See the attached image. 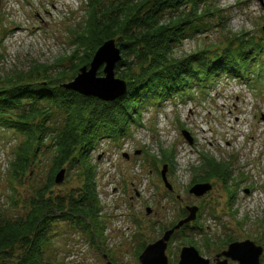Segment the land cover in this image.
Returning <instances> with one entry per match:
<instances>
[{
  "label": "rangeland",
  "instance_id": "rangeland-1",
  "mask_svg": "<svg viewBox=\"0 0 264 264\" xmlns=\"http://www.w3.org/2000/svg\"><path fill=\"white\" fill-rule=\"evenodd\" d=\"M90 1L0 0V74L36 66L70 69ZM217 8L205 29L174 48L175 57L204 49L215 56L236 36L254 37L264 46V0H220ZM254 60L246 65L247 76L220 74L204 91L194 86L184 96L148 101L122 137L98 141L88 152L98 217L84 231L56 222L45 250L48 261L106 264L107 255L113 264H140L142 250L193 207L199 209L196 221L169 242V264L179 263L185 247H195L211 264L234 242L250 240L264 249V48ZM23 141L19 133L0 128V212L9 218L25 214L53 167V153L46 151L34 173L13 178L11 164ZM206 157L228 164L230 174L226 181L209 180L211 190L197 197L190 190L207 176ZM65 169L57 195H70L84 183L78 169Z\"/></svg>",
  "mask_w": 264,
  "mask_h": 264
},
{
  "label": "trees",
  "instance_id": "trees-1",
  "mask_svg": "<svg viewBox=\"0 0 264 264\" xmlns=\"http://www.w3.org/2000/svg\"><path fill=\"white\" fill-rule=\"evenodd\" d=\"M219 2L91 0L88 20L76 37L70 69L36 66L11 75L0 74V128L24 137L11 164L12 177L31 175L36 171L39 154L53 153L52 172L29 198L25 214L9 218L0 212V264H51L45 250L56 222L83 231L94 223L100 202L88 152L101 139L122 137L145 103H160L175 94L184 96L194 86L206 90L220 74L248 75L246 65L255 63L254 58L264 48L254 37L236 36L215 56L204 49L175 57L174 48L190 34L205 29L207 18L219 13ZM109 40H115L121 50L122 61L115 72L127 82L126 96L104 103L62 88L82 67H90L96 52ZM204 161L202 171L207 176L192 187L209 185L213 178H229L228 164L208 157ZM65 168L68 172L78 169L84 183L70 195H57L55 179ZM187 216L184 212L181 220Z\"/></svg>",
  "mask_w": 264,
  "mask_h": 264
},
{
  "label": "water",
  "instance_id": "water-1",
  "mask_svg": "<svg viewBox=\"0 0 264 264\" xmlns=\"http://www.w3.org/2000/svg\"><path fill=\"white\" fill-rule=\"evenodd\" d=\"M263 2V0H260ZM264 31V28H263ZM122 61V54L115 40L106 41L96 52L90 67H82L78 75L69 83L63 84L62 88L74 92L85 98L98 99L104 103H113L126 96L127 82L116 76V67ZM102 70L103 76H99ZM184 137L193 144L191 135L184 131ZM126 158L129 156L125 155ZM167 166L162 171V178L167 184ZM66 177V169L61 170L55 179L57 185L62 184ZM211 190L210 185H196L190 193L201 197ZM151 213V209L147 210ZM188 216L180 220L173 228L166 230L163 236L155 243L148 245L139 257L140 264H169L167 249L169 242L176 232L196 221L199 209L188 208ZM264 249L254 242L231 243L227 250L217 255L216 264H261ZM106 264H113L107 255H104ZM230 260L232 263H230ZM178 264H211L209 259L203 258L195 247H185L181 251Z\"/></svg>",
  "mask_w": 264,
  "mask_h": 264
},
{
  "label": "bare ground",
  "instance_id": "bare-ground-1",
  "mask_svg": "<svg viewBox=\"0 0 264 264\" xmlns=\"http://www.w3.org/2000/svg\"><path fill=\"white\" fill-rule=\"evenodd\" d=\"M203 134L206 133V130H202ZM228 144H230V141L228 142ZM182 157L186 158V153L184 151H181Z\"/></svg>",
  "mask_w": 264,
  "mask_h": 264
},
{
  "label": "flooded vegetation",
  "instance_id": "flooded-vegetation-1",
  "mask_svg": "<svg viewBox=\"0 0 264 264\" xmlns=\"http://www.w3.org/2000/svg\"><path fill=\"white\" fill-rule=\"evenodd\" d=\"M215 260H216V258H215ZM215 260H214V264H216V263H215ZM230 263H232V261H231V260H230ZM234 264H236V263H234Z\"/></svg>",
  "mask_w": 264,
  "mask_h": 264
}]
</instances>
